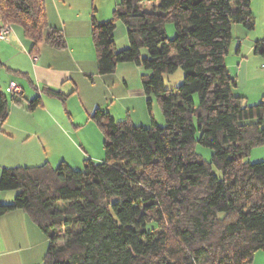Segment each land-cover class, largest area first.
Returning a JSON list of instances; mask_svg holds the SVG:
<instances>
[{
    "label": "trees",
    "instance_id": "obj_1",
    "mask_svg": "<svg viewBox=\"0 0 264 264\" xmlns=\"http://www.w3.org/2000/svg\"><path fill=\"white\" fill-rule=\"evenodd\" d=\"M250 2L119 0L109 20L97 22L92 13L98 73L123 62L150 71L141 77L143 92L159 101L165 126L145 128L96 109L91 119L103 132V160L87 157L81 171L65 162L2 168L0 192L16 193L0 203V216L24 211L47 236L41 264H251L264 250V160H244L264 145V102L243 106L224 62L232 24L254 26ZM115 20L129 40L118 51ZM0 23L21 27L31 55L42 41L65 46L61 30L47 22L44 0H0ZM253 52L264 56V35ZM177 69L182 83L166 89L163 74ZM20 95L0 89V125ZM39 104L36 97L27 107ZM195 143L212 150L209 162Z\"/></svg>",
    "mask_w": 264,
    "mask_h": 264
},
{
    "label": "crops",
    "instance_id": "obj_2",
    "mask_svg": "<svg viewBox=\"0 0 264 264\" xmlns=\"http://www.w3.org/2000/svg\"><path fill=\"white\" fill-rule=\"evenodd\" d=\"M44 1L47 22L51 27L61 29L59 23H64L67 19L69 22H76L74 19H80L81 25L79 29L65 31L63 35L65 46L62 49H56L42 41L38 44L34 55L30 53L31 42L24 37L22 29L21 33L12 29L8 41L0 40V89L10 97L12 95L9 90L10 82L16 83L21 88L19 97L21 102H9L8 116L0 125V173L4 167H34L44 163L55 167V165L65 162L72 168H78V163H81L80 156L83 160L85 157L95 161L103 160V157L97 152L89 151L87 140L79 134L81 124H74L71 115H69L68 122L64 121L62 125L60 121H54L53 118L56 117L54 114L43 111L45 118L51 120L49 122L52 124L53 132L58 131L65 143L77 155L75 158L70 157L69 159L62 152H49L54 139L47 136L49 132L46 128L43 126L30 127L28 122L25 121L26 116L29 115L28 110L32 111L36 107L37 109L45 107L46 101L37 96L40 98V104L34 109L26 108L24 104L31 101L30 97L32 95L29 94L28 96L27 94L26 96L22 81H25L32 89H41L47 97H56L48 93L50 89L58 91L65 97L67 95L72 97L78 96V83L79 80H83V77H88L93 83L94 80H97L107 89L109 83H114L115 79L120 81L119 77L122 75L120 70L126 71L133 68L129 64H118L111 74L101 75L98 73L93 41L90 38L91 15L93 8L96 9L93 3L94 0ZM250 10L254 20L251 33L240 24H232L231 26V32L236 35L243 34L249 37V34H251L257 37L250 39L251 41L245 52H242V42L239 43L236 49L237 59L241 55H248L253 51L254 39H259L264 35V0H251ZM19 48L23 50L20 51ZM33 56H35V59L32 58ZM122 80L127 86L125 78H122ZM124 97L126 96L124 95ZM117 99L120 101V98ZM80 104L84 108L85 103L83 104L81 99ZM109 108L106 102L103 101L89 104L86 109L84 108V111L88 117L93 111L100 109L108 112L116 120H123L117 119V116ZM119 109H121L120 117H123L121 116L123 114L125 115L124 119L130 120L128 108L121 104ZM77 141L79 146H77ZM58 149H61V147H58ZM49 154H52V156ZM73 161H75L76 166H72ZM14 192L9 194L0 192V203H11L16 193ZM1 199L7 200L2 201ZM48 243L47 236L39 230L24 211L13 210L0 216V264H41Z\"/></svg>",
    "mask_w": 264,
    "mask_h": 264
},
{
    "label": "rangeland",
    "instance_id": "obj_3",
    "mask_svg": "<svg viewBox=\"0 0 264 264\" xmlns=\"http://www.w3.org/2000/svg\"><path fill=\"white\" fill-rule=\"evenodd\" d=\"M119 0H94V7L96 8L93 12L94 18L97 22H102L109 20L113 17V11L116 4ZM147 6V5H146ZM75 21H64L60 22L61 32L64 35L65 31L68 32L70 29H79L81 23L80 19H74ZM115 30H114V51L121 50L128 47L129 40L127 36L126 27L121 20H115ZM13 30H16L21 33V28L18 25H11ZM242 26V25H241ZM244 27V26H243ZM245 28V27H244ZM247 29V28H245ZM166 37L167 39H172L175 35L173 23L171 21L167 22L165 25ZM249 33L253 30L247 29ZM91 33V32H90ZM232 33V39L228 47V52L224 57L225 65L229 71L230 76L235 79V86L232 87L231 91L233 95L242 97L243 106H257L261 102H264V56L255 54L251 51L248 55H241L239 59L236 57V49L239 43L242 42V52L247 50V45L250 43V39L257 38L253 35H236ZM248 33V32H247ZM245 36V37H244ZM23 37V36H22ZM92 40V36L90 34ZM260 39V38H259ZM258 39H254L255 42ZM24 41V39H23ZM20 51L23 49L19 48ZM243 54V53H242ZM141 57L147 56V50L141 49ZM120 64L132 65V69L126 71L120 70L122 74L119 79H115L114 83H109V88H105L101 82L94 80L91 81L88 77H83V80H79V94L78 96L66 97L61 94L59 97H47L42 93L41 89H32L29 87L25 81L23 85L25 87L26 96L30 94L32 99L37 96H40L41 99L46 101L45 107L38 108L29 111V115L26 116L25 121L28 122L30 127H45L49 132L47 135L49 138L54 139L50 147L49 152L57 151L62 152L67 158H75L77 155L76 152L68 146L65 141L60 136L58 131L53 132L52 124L49 122L48 118H45L43 111H47L50 114L56 116L54 121L61 122L62 125L64 121L68 122L69 115L72 116L74 124H81V130L79 134L87 140L88 148L90 152H97L101 157L104 158L103 151V132L101 127L90 118V116L95 112L93 111L91 115L87 117L85 109L89 104H95L96 102L100 103L105 101L106 105L110 107V111L113 112L117 119H124L125 115H121L120 105L123 104L128 108V116L131 122L134 125H139L142 127H151L154 122L156 126L163 127L165 126V120L162 113V109L159 101L153 96L144 95L141 77L142 75L148 76L150 71L144 69L142 66L137 65L135 62H123ZM1 71V70H0ZM122 78H125V83ZM164 87L166 89H174L180 85L183 81V73L180 69L172 73H165L162 76ZM93 83V84H92ZM95 84V85H94ZM93 87V88H92ZM141 89V92H140ZM67 94V93H64ZM124 95L126 97H124ZM113 96V97H112ZM131 96V98H130ZM29 98V97H28ZM117 98H120L118 101ZM80 99L84 104V108L80 104ZM127 99V100H125ZM150 99V105L147 104V101ZM29 100V101H30ZM26 102L24 105H26ZM106 108V107H103ZM123 113V112H122ZM126 114V113H125ZM262 117L264 120V107L262 108ZM47 119V120H46ZM257 121V116L246 119L243 122L253 123ZM61 125V126H62ZM261 126L264 127V121L261 123ZM96 127V131H95ZM98 130V132H97ZM55 131V129H54ZM42 135V133H41ZM43 136V135H42ZM198 137V132L196 133ZM78 144V141H77ZM79 146V144L77 145ZM61 147V149H58ZM194 150L197 154L200 155L201 159L205 162H209L211 158L212 150L200 145L199 143L194 144ZM52 156V154H49ZM74 156V157H73ZM81 163H78L79 167H74L76 171H81L83 167V158L80 156ZM87 158V157H85ZM79 159V157H78ZM75 160V159H74ZM248 162H259L264 160V145H256L251 148L248 156L244 159ZM72 162V161H70ZM75 161H73L72 166H76ZM80 162V161H78ZM57 166V165H55ZM213 173L216 176H221L219 170L213 167ZM15 190L4 191L2 193H13ZM16 192V191H15ZM14 192V193H15ZM4 194V195H7ZM2 201L7 199H1ZM13 201V199H12ZM8 204V203H1ZM251 264H264V250H258L253 257Z\"/></svg>",
    "mask_w": 264,
    "mask_h": 264
},
{
    "label": "built area",
    "instance_id": "obj_4",
    "mask_svg": "<svg viewBox=\"0 0 264 264\" xmlns=\"http://www.w3.org/2000/svg\"><path fill=\"white\" fill-rule=\"evenodd\" d=\"M12 33V26L8 23H0V40L8 41L10 34ZM35 59V56L32 57ZM9 90L11 94H18L20 93V86L14 82H10Z\"/></svg>",
    "mask_w": 264,
    "mask_h": 264
}]
</instances>
